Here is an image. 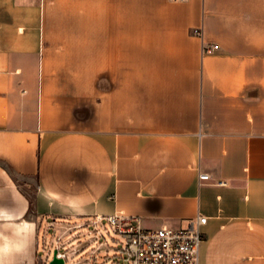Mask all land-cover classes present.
<instances>
[{
	"label": "crops",
	"instance_id": "crops-1",
	"mask_svg": "<svg viewBox=\"0 0 264 264\" xmlns=\"http://www.w3.org/2000/svg\"><path fill=\"white\" fill-rule=\"evenodd\" d=\"M69 188L89 194L85 213L41 196ZM13 201L34 256L42 223L199 215V264H264V0H0V203Z\"/></svg>",
	"mask_w": 264,
	"mask_h": 264
},
{
	"label": "built area",
	"instance_id": "built-area-1",
	"mask_svg": "<svg viewBox=\"0 0 264 264\" xmlns=\"http://www.w3.org/2000/svg\"><path fill=\"white\" fill-rule=\"evenodd\" d=\"M193 33L202 36L201 29H194ZM203 50L212 51L213 46L203 45ZM198 179L208 180L209 175L201 173ZM218 184L223 185L224 182ZM205 221L204 216L198 215L187 227L162 226L157 229H144L135 218L111 214L95 218L91 227L98 235V227L106 224L114 234L124 240L122 253L127 264H199V249L203 241L201 225ZM57 256L63 258L64 262L67 259V255L58 249Z\"/></svg>",
	"mask_w": 264,
	"mask_h": 264
},
{
	"label": "rangeland",
	"instance_id": "rangeland-1",
	"mask_svg": "<svg viewBox=\"0 0 264 264\" xmlns=\"http://www.w3.org/2000/svg\"><path fill=\"white\" fill-rule=\"evenodd\" d=\"M32 188L28 190L32 191ZM98 230L100 235L92 227L80 223L50 227L42 223L36 239L35 264H48L54 249L66 255L69 251L77 250L76 254L67 255L64 264H127L122 253L124 240L106 224L99 226Z\"/></svg>",
	"mask_w": 264,
	"mask_h": 264
},
{
	"label": "clouds",
	"instance_id": "clouds-1",
	"mask_svg": "<svg viewBox=\"0 0 264 264\" xmlns=\"http://www.w3.org/2000/svg\"><path fill=\"white\" fill-rule=\"evenodd\" d=\"M41 196L49 207H58L69 215H80L91 202L83 188H69L63 192L45 190ZM0 264H35L34 227L25 213L13 201L0 203Z\"/></svg>",
	"mask_w": 264,
	"mask_h": 264
},
{
	"label": "water",
	"instance_id": "water-1",
	"mask_svg": "<svg viewBox=\"0 0 264 264\" xmlns=\"http://www.w3.org/2000/svg\"><path fill=\"white\" fill-rule=\"evenodd\" d=\"M64 259L57 256V249L53 250V255L48 264H64Z\"/></svg>",
	"mask_w": 264,
	"mask_h": 264
}]
</instances>
